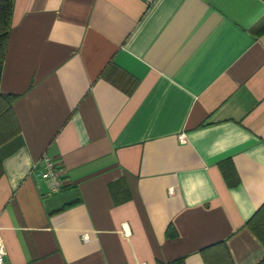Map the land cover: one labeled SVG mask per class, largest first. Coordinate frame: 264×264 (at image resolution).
<instances>
[{
	"label": "crops",
	"instance_id": "crops-1",
	"mask_svg": "<svg viewBox=\"0 0 264 264\" xmlns=\"http://www.w3.org/2000/svg\"><path fill=\"white\" fill-rule=\"evenodd\" d=\"M0 89L5 264L264 260V0H14Z\"/></svg>",
	"mask_w": 264,
	"mask_h": 264
},
{
	"label": "trees",
	"instance_id": "trees-1",
	"mask_svg": "<svg viewBox=\"0 0 264 264\" xmlns=\"http://www.w3.org/2000/svg\"><path fill=\"white\" fill-rule=\"evenodd\" d=\"M14 0H0V84L7 52L8 38L12 27ZM18 97L5 94L0 89V145L12 140L20 133V128L13 111V104ZM250 229L264 244V204L248 221ZM202 255L205 264H233L229 251L223 242L204 248ZM178 259L171 264H183ZM258 264H264V260Z\"/></svg>",
	"mask_w": 264,
	"mask_h": 264
},
{
	"label": "built area",
	"instance_id": "built-area-1",
	"mask_svg": "<svg viewBox=\"0 0 264 264\" xmlns=\"http://www.w3.org/2000/svg\"><path fill=\"white\" fill-rule=\"evenodd\" d=\"M180 139L183 141L184 136H180ZM46 172L45 178L50 182L52 189L57 191L61 187V181L59 177V171L57 169L56 163L47 156L43 157ZM84 239H87V236H84ZM6 249L2 241L0 240V264H5Z\"/></svg>",
	"mask_w": 264,
	"mask_h": 264
}]
</instances>
